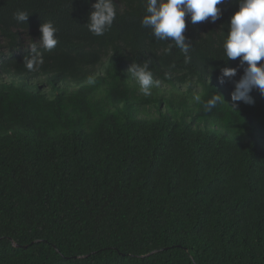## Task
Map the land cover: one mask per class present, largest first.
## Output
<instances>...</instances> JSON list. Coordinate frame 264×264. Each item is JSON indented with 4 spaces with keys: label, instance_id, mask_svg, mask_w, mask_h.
Returning a JSON list of instances; mask_svg holds the SVG:
<instances>
[{
    "label": "trees",
    "instance_id": "trees-1",
    "mask_svg": "<svg viewBox=\"0 0 264 264\" xmlns=\"http://www.w3.org/2000/svg\"><path fill=\"white\" fill-rule=\"evenodd\" d=\"M92 3L0 0V264H264V94L234 109L218 81L243 75L222 47L237 0L185 17L188 64L141 26L145 0H115L101 36ZM46 21L59 42L30 72ZM144 62L148 97L127 71ZM216 92L229 105L192 101Z\"/></svg>",
    "mask_w": 264,
    "mask_h": 264
},
{
    "label": "clouds",
    "instance_id": "clouds-1",
    "mask_svg": "<svg viewBox=\"0 0 264 264\" xmlns=\"http://www.w3.org/2000/svg\"><path fill=\"white\" fill-rule=\"evenodd\" d=\"M224 0H145V14L141 18V26L151 30L153 37L169 43L163 49L164 54L171 52L173 47L184 54V63L191 62L189 55L191 43L184 35L186 30L185 17H190L193 24L215 22L221 16ZM238 7L232 13L229 30L223 41L225 60L239 58L243 75L238 79L234 67L220 68L218 81L223 84L230 81L234 90L230 93L232 107L237 102L254 103L250 92L255 88L264 94V0H237ZM88 13L86 26L95 36H101L113 24L117 16L115 0H94ZM29 13L18 10L14 18L18 22H26ZM40 37L31 41L28 46L29 55L23 58L24 67L35 72L44 63L43 52L51 51L58 44L57 28L51 21L39 25ZM138 85L139 92L145 97L152 95V90L159 86L147 62L131 63L127 69ZM192 101L203 104L205 110H211L218 104H228L222 94L216 92L206 102L202 94H194Z\"/></svg>",
    "mask_w": 264,
    "mask_h": 264
},
{
    "label": "water",
    "instance_id": "water-1",
    "mask_svg": "<svg viewBox=\"0 0 264 264\" xmlns=\"http://www.w3.org/2000/svg\"><path fill=\"white\" fill-rule=\"evenodd\" d=\"M156 250L152 251V252H155Z\"/></svg>",
    "mask_w": 264,
    "mask_h": 264
},
{
    "label": "rangeland",
    "instance_id": "rangeland-1",
    "mask_svg": "<svg viewBox=\"0 0 264 264\" xmlns=\"http://www.w3.org/2000/svg\"><path fill=\"white\" fill-rule=\"evenodd\" d=\"M165 88V87H164Z\"/></svg>",
    "mask_w": 264,
    "mask_h": 264
}]
</instances>
